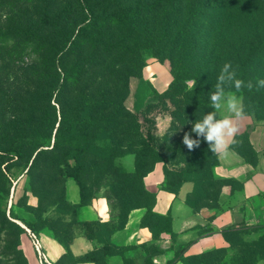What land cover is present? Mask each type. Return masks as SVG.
Returning a JSON list of instances; mask_svg holds the SVG:
<instances>
[{
  "label": "trees",
  "instance_id": "1",
  "mask_svg": "<svg viewBox=\"0 0 264 264\" xmlns=\"http://www.w3.org/2000/svg\"><path fill=\"white\" fill-rule=\"evenodd\" d=\"M0 17V249L8 252L0 264H27L21 249L26 230L7 215L13 177H26L37 198L36 205L25 206L35 219L21 223L33 234L52 237L67 254L74 236L63 232L73 224L44 217L43 210L83 208L92 197L90 179L97 190L111 180L108 191L118 208L106 223H77L88 230L84 238L90 242L124 230L135 210L144 211L142 224L150 217L159 234L174 235L170 213L156 215V195L144 188L151 169L174 156L186 166L166 172L165 185L177 195L184 183H192L190 208L217 209L222 188L233 191L236 182L215 177L217 156L208 144L201 139L189 151L182 137L212 110L209 95L223 64L230 62L245 82L264 79V0H0ZM24 57L35 62L27 64ZM146 57L170 68L166 92L154 94L176 107L160 145L170 148L163 152L153 130L143 133L138 116L125 107L129 79L141 76ZM192 80L194 88L188 85ZM240 94L244 116L264 122V88H243ZM235 138L239 143L230 148L255 167L248 134ZM127 154L134 155L132 173L118 163ZM68 180L78 188L77 204L67 199ZM247 230L230 227L221 235L239 239L252 254L253 243L264 250V235L248 241ZM102 243L76 261L106 264L119 256L123 264H137L127 255L137 252L135 246L118 247L108 238ZM188 246L182 248L183 264L224 263L223 249L185 256ZM145 253L142 264H153L164 250L145 247ZM255 262L249 254L233 264Z\"/></svg>",
  "mask_w": 264,
  "mask_h": 264
},
{
  "label": "rangeland",
  "instance_id": "2",
  "mask_svg": "<svg viewBox=\"0 0 264 264\" xmlns=\"http://www.w3.org/2000/svg\"><path fill=\"white\" fill-rule=\"evenodd\" d=\"M2 21L3 19H0V23ZM33 59L24 57V62L29 64L33 61L34 63L35 61ZM146 64L147 66L143 69L140 77H131L129 79L130 92L127 100L125 101V107L130 112L138 116L143 133H145L148 128L153 130L156 145L159 146V149L163 152L165 150H169L170 148L168 145H164L163 147L160 145L163 142L164 136L170 129H172L173 119L170 113L176 107L172 105L169 100H156L154 94L157 93L162 95L166 92L169 84L171 83L170 68L167 62H160L151 57H146ZM188 85L191 87V82H189ZM239 95L241 94L239 93ZM148 107H152V109L147 111L146 109ZM145 118L147 119V123L144 121ZM258 123L264 124V122ZM176 127L177 129L181 130L179 125H176ZM173 136L174 135H171L170 137L172 138ZM184 161L185 159L174 156L173 158H170L168 163L166 162L162 164H156L144 178L145 190L156 195V205L153 209V212L156 215L166 216V214L170 213L171 203L167 201L166 198L175 195L172 194L165 185V173L175 172L184 168L186 166ZM118 163H120L127 172L132 173L134 171V155L127 154L123 158L119 159ZM93 180L94 179H90L87 183L88 186H90L89 192L92 195L91 200L83 208L79 209L78 211L71 206L66 211H54L52 208L43 210L44 217L52 216L54 219H63L64 224L68 226L73 224L69 229H67V231L63 232V234H65L67 237H70L71 235L74 237H84V235H88V230L82 225H78L77 223L79 222H98L99 224L106 223L109 220H112V218L118 213L116 201L113 197H111L108 191L111 180L104 179L102 182H100L98 190L91 183ZM69 181L71 180L67 181L66 188ZM158 195H160L159 202ZM36 204L37 198L33 197L29 187L28 179L26 177H13L11 193L7 205V215L11 217V219H17L18 224L26 229V226L21 223V221L27 222L26 220H34L35 216L32 213H28L25 206ZM198 204L206 205L202 202ZM9 208H11V213H9ZM139 228L140 232L136 240L137 242H134V244H136L135 247L137 252L127 254L133 258L137 264H142L143 258L146 256L145 247L153 246L160 247L162 249L164 248V254L162 256L155 257L153 264H183V259L181 256L184 255L182 248L185 246V244L180 243L177 240V236L175 234L172 236L167 234H159V227L155 225L150 217L147 218L145 224L140 222ZM209 231V228H204L199 231V235L205 234ZM26 235H29L27 231ZM34 235L39 240L42 233ZM47 237L54 240L50 236ZM107 238L109 241L114 242L115 246L118 247L124 245L125 242V234L122 232V230H115L110 235L103 233L99 239H94L92 243L96 247L100 248L103 245L102 241L105 242ZM220 238V242H222L221 246L209 249L206 252L223 249L226 253L223 264H233L237 256H247L249 254L256 261L255 264H264V250L260 251L258 244L253 243L255 246L254 254H252L248 248L243 247L244 245L239 239L227 241L222 235ZM115 240L118 241V243ZM246 240L255 241L257 238L253 237L250 239V237L247 236ZM261 245L264 246V243H261ZM7 253L8 252L4 246V249H0V258L2 256H6Z\"/></svg>",
  "mask_w": 264,
  "mask_h": 264
},
{
  "label": "crops",
  "instance_id": "3",
  "mask_svg": "<svg viewBox=\"0 0 264 264\" xmlns=\"http://www.w3.org/2000/svg\"><path fill=\"white\" fill-rule=\"evenodd\" d=\"M237 126L236 137L248 134L249 143L257 155V165L252 167L246 164L231 148L227 157L216 154L218 164L214 169L215 177L238 184L233 191L229 186L222 188L218 208L204 207L197 211L190 208L186 200L192 193V183H184L177 195L166 198L171 203L172 231L180 243L189 244L185 256L198 255L220 247L221 232L230 227L250 230L251 233L247 235L250 239L253 237L258 239L264 235V124L256 122L252 117L244 116L237 121ZM67 198L71 204L79 202L78 190L72 180L67 186ZM143 214V210L130 213L128 222L122 230L125 242L121 246L136 245L134 242H137L139 236V224ZM204 228H209L210 231L199 235V231ZM39 242L52 264H93L76 261L96 249L95 245L83 236L74 237L68 254L61 245L46 235L42 234ZM21 249L27 264H38L29 235L21 236ZM106 264H123L122 258L109 257Z\"/></svg>",
  "mask_w": 264,
  "mask_h": 264
},
{
  "label": "clouds",
  "instance_id": "4",
  "mask_svg": "<svg viewBox=\"0 0 264 264\" xmlns=\"http://www.w3.org/2000/svg\"><path fill=\"white\" fill-rule=\"evenodd\" d=\"M194 88L196 80L191 81ZM264 88V79L245 82L238 78L236 69L226 62L220 69L214 91L209 95L211 111L192 124L190 132H185L182 143L189 151L199 148L201 139L209 146L212 154L227 157L231 146L238 144L237 121L245 115V105L239 93L243 88ZM193 134L195 136L193 137Z\"/></svg>",
  "mask_w": 264,
  "mask_h": 264
},
{
  "label": "built area",
  "instance_id": "5",
  "mask_svg": "<svg viewBox=\"0 0 264 264\" xmlns=\"http://www.w3.org/2000/svg\"><path fill=\"white\" fill-rule=\"evenodd\" d=\"M32 240V246L36 253L38 264H52L42 250V246L37 237L32 234L29 230L25 229Z\"/></svg>",
  "mask_w": 264,
  "mask_h": 264
}]
</instances>
